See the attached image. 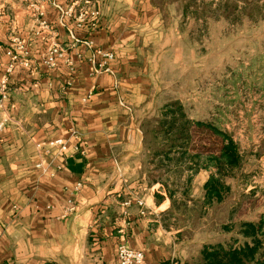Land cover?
Returning a JSON list of instances; mask_svg holds the SVG:
<instances>
[{
  "label": "crops",
  "instance_id": "1",
  "mask_svg": "<svg viewBox=\"0 0 264 264\" xmlns=\"http://www.w3.org/2000/svg\"><path fill=\"white\" fill-rule=\"evenodd\" d=\"M156 1L40 0L37 42L64 51L54 68L35 55L37 70L13 71L0 95V264H116L119 244L147 264L175 253L137 117L166 33Z\"/></svg>",
  "mask_w": 264,
  "mask_h": 264
},
{
  "label": "rangeland",
  "instance_id": "2",
  "mask_svg": "<svg viewBox=\"0 0 264 264\" xmlns=\"http://www.w3.org/2000/svg\"><path fill=\"white\" fill-rule=\"evenodd\" d=\"M156 2L164 6L166 33L152 49L153 85L137 115L144 120L146 179L169 199L163 228L174 231L175 253L167 264H202L205 247L240 238L244 223L264 214V0ZM39 4L0 0L2 97L13 71L35 72L40 53L41 64L54 68L64 51L52 41L38 44L44 25ZM64 63L73 64L68 58ZM99 63L93 62V71L104 69ZM172 102L182 104L179 121L187 118L191 139L183 158L176 160L179 150L164 160L150 151L161 146L162 108ZM210 154L231 155L232 162L218 171ZM211 176L221 196L207 201L204 185Z\"/></svg>",
  "mask_w": 264,
  "mask_h": 264
},
{
  "label": "trees",
  "instance_id": "3",
  "mask_svg": "<svg viewBox=\"0 0 264 264\" xmlns=\"http://www.w3.org/2000/svg\"><path fill=\"white\" fill-rule=\"evenodd\" d=\"M181 109L182 104L179 102H172L163 106L162 119L159 121L161 129H159V131L157 129L152 130L153 132L158 131L161 133V139L158 142L161 146L158 150L153 148L150 151L152 156L160 155L164 160H168L170 159L171 152L178 151L179 153V150L181 153H179L180 156L178 155L179 157L176 160L185 155L184 148L191 139V131L189 130V121L187 118H183L182 121H179V116H184V112ZM143 123H141L142 132H144ZM197 125L204 126L205 123L198 122ZM205 126H210V128L213 127L208 124ZM143 140H145V137ZM206 158L212 162L211 164H215V166L218 167V171L221 167L229 166L232 162L230 159L231 155L218 156L210 154ZM218 184V180L212 176L205 183L204 190L205 199L207 201H211L215 197L220 199L221 195ZM167 192L169 196L172 195L168 189ZM263 222L264 214L261 216L259 222L244 223L241 231H239L240 238L237 237L227 244H216L210 247H205L202 252V264H264ZM240 240L242 242H240Z\"/></svg>",
  "mask_w": 264,
  "mask_h": 264
},
{
  "label": "built area",
  "instance_id": "4",
  "mask_svg": "<svg viewBox=\"0 0 264 264\" xmlns=\"http://www.w3.org/2000/svg\"><path fill=\"white\" fill-rule=\"evenodd\" d=\"M97 12L93 11L90 13L91 18H96ZM92 26L95 25V23L91 24ZM104 58H110L111 55L110 53H102ZM105 63L102 62L101 64L99 63L98 65L102 67ZM105 68V67H104ZM100 70H95V71H101ZM0 124V128H1ZM50 146L52 147H57L60 151L64 149V144L61 139H54L49 143ZM116 264H147L146 259H145V254L139 250V249H133L125 244H119L116 248Z\"/></svg>",
  "mask_w": 264,
  "mask_h": 264
}]
</instances>
